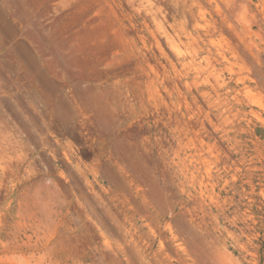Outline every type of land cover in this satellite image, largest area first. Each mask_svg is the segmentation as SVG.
Masks as SVG:
<instances>
[{"label": "rangeland", "instance_id": "obj_1", "mask_svg": "<svg viewBox=\"0 0 264 264\" xmlns=\"http://www.w3.org/2000/svg\"><path fill=\"white\" fill-rule=\"evenodd\" d=\"M0 264H264V0H0Z\"/></svg>", "mask_w": 264, "mask_h": 264}]
</instances>
